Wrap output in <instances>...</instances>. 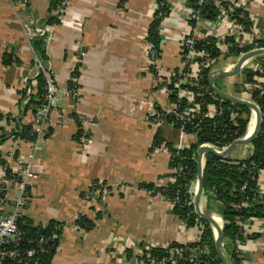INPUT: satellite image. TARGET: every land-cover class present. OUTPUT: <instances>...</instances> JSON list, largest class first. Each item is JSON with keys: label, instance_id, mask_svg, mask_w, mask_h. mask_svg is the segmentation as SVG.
Here are the masks:
<instances>
[{"label": "crops", "instance_id": "1", "mask_svg": "<svg viewBox=\"0 0 264 264\" xmlns=\"http://www.w3.org/2000/svg\"><path fill=\"white\" fill-rule=\"evenodd\" d=\"M14 1L0 0V113L19 112V121L28 126L32 110H23L20 96L24 78L31 93L37 92L38 71L33 42L24 25L36 24V31L43 36L41 31L50 26L40 25L52 13L53 0H27L18 9ZM229 1L231 6L246 5L253 23L251 32L264 40V0H251L250 4ZM156 2L72 0L61 23L48 32L46 67L63 89L79 70L81 89L79 102H61L58 121L38 152L35 171L39 178L30 189L24 215L32 226L63 225L52 264H142L135 259L139 249L146 252L152 247L197 240L198 228L179 219L160 193L143 187H165L164 179L170 173V154L153 149L158 132L165 145L177 149L189 148L194 142L166 118L156 129L149 121L154 112L166 113L172 108L159 78L180 69L179 40L190 33L183 13L192 9V0H167L169 10L161 23L166 36L156 74L150 70L147 42ZM248 34L245 30L242 38ZM6 55L18 63L4 64ZM76 116L88 121L81 126L87 138L84 142L75 139L81 130ZM252 154V145H243L232 159L245 160ZM95 181L106 182L110 191L91 207L85 198ZM196 187V182L190 187L193 199ZM259 192L264 195V175ZM207 204L203 193L202 211L220 224L222 221L223 226L222 217L209 211ZM81 214L94 221L95 227L80 229L76 219ZM244 229L251 236L238 243L244 263L264 264V219L253 218Z\"/></svg>", "mask_w": 264, "mask_h": 264}, {"label": "built area", "instance_id": "2", "mask_svg": "<svg viewBox=\"0 0 264 264\" xmlns=\"http://www.w3.org/2000/svg\"><path fill=\"white\" fill-rule=\"evenodd\" d=\"M71 1L72 0L58 1L54 13L60 21L66 14ZM207 1L209 0H199L198 5L201 6ZM211 1H214L219 9L218 21L216 23H212L211 21L203 18L199 10H184L183 16L185 21L190 25V33L183 36L181 40H179L180 69L178 71H171L165 78H159V80H161L165 85L166 93L170 96L172 94V90L168 88L167 84L171 82V78L176 77L174 86L178 89L179 100L177 102H173L172 108L168 112H154L150 116L149 121L153 129L158 128L165 118L168 119L171 117L172 119L169 121L171 126L177 128L184 136L186 135L188 137L191 136L196 138L197 134L194 132L200 130V123L202 120L206 118H214L220 115L216 106L208 103L206 100V95L211 96L213 93L211 92L209 84H204V73L207 72L210 75L218 70L231 71L235 67L237 61L244 54H246L241 53L238 57L227 58L229 45L226 41L228 39H234V43L238 44V47L252 46L248 52L264 48L260 47L256 43L258 38L255 32L248 34L249 36L245 39L242 38V35L245 34V26L232 20V13L234 12V8H236V6H225L224 3L229 0ZM250 2L251 0L245 1L246 4H250ZM25 3H27V0H15L14 6L18 9L20 6L25 5ZM168 6L169 4L167 0H157L155 5L156 16L162 17L165 7ZM241 7L246 8V5ZM156 16H154V19ZM35 25L36 24L34 23H27L24 25L28 39L31 42L39 35V32L36 31L34 27ZM54 26L56 25L50 26L46 30L44 29L40 34H46V39H48V32ZM159 35L162 43L165 35L163 25H160L159 27ZM208 37L216 38L218 40L220 52L218 58H212L209 52L198 50L196 48L197 43ZM147 42L148 55L151 64L150 70L155 71L157 74L162 50L161 52H157L154 49V45L149 39V34L147 36ZM35 67L38 71V75L40 73L43 74V78L45 80V92L42 96V104L32 109V120L28 127H30V137L33 139H24L15 135L21 127L19 124V118H21L19 112H12L5 116L6 120L3 121V129L0 130V264H46L44 260L50 256V250L54 249L55 252L57 251L59 244L56 245V243L60 240V234L63 230L62 225L56 224L53 226L49 234L38 233L33 238H30L27 235V231L21 229V219L25 215L30 189L33 183L39 178L38 173L35 171V163L38 152L42 149V145L49 135L50 129L58 121L56 114H58V111L60 110L61 102L70 101L77 103L81 100L79 76L76 75L79 70L72 76L69 87L63 89L58 85L53 72L48 69L37 56L35 60ZM255 67L256 64L254 61H249L244 66L243 70L245 68L253 69ZM242 72L241 74H243ZM256 79L258 83L253 85L251 83H247L246 76L243 75V82L240 84L239 90L240 95L233 96L256 104V102L252 99V92L255 87L260 86L263 90L261 94L264 96V77L260 76ZM27 80V78H24L25 87L23 88L20 96V104L22 107L28 104L29 95L32 92L27 84ZM184 100L185 104L182 106L181 104ZM236 111L237 110L235 109L232 110L231 121L233 126H238L235 120L238 115ZM251 112H253L255 117L254 111L251 110ZM74 120L81 123L82 127L88 124V121L84 118L77 117L74 118ZM189 125L193 126L194 132L189 133L187 131ZM249 126H251L250 123L245 136L251 134L249 132ZM234 134L238 133L236 132ZM243 137H238L236 140ZM77 140L79 142L87 140L84 131ZM202 146H211L218 152H223L229 147H217L211 144H203L200 147ZM153 149L168 152L171 158L173 156L170 148L164 143L158 146L154 144ZM2 160H4L3 164H1ZM179 171L182 170L178 168H170L168 178L164 179L165 187H167L171 181V183L175 182L176 178L171 180L170 176L177 175ZM262 175H264V170L259 172L258 181ZM160 182L163 183V180ZM196 183L198 187V182L196 181ZM246 186L247 184L245 183L242 190H245ZM109 191L110 186L106 182L95 181L92 183L90 191L85 198L86 203L91 207L97 205ZM165 199L170 202L172 207L174 204L181 201L180 196H176L175 201H170L167 198ZM192 200L194 202L193 197ZM191 203L192 202H189V204ZM241 207L244 209L250 207L248 198L241 203ZM78 218L79 216L77 219ZM247 222L248 221L239 222V225L243 228L244 235H246L244 226ZM185 223L188 226V222L186 221ZM34 227L38 229L46 228V226ZM193 227L198 228L197 240L194 243H177L174 247L167 246L166 249L169 250V256L164 257L160 261L151 258L148 251L143 252L142 249H139L136 252L135 259L141 262L139 259L146 255L148 262L143 261L142 264H176L182 259L190 264L203 263L202 257L208 253V246L206 242H204L206 228L201 225L200 222ZM228 264L231 263L229 262Z\"/></svg>", "mask_w": 264, "mask_h": 264}, {"label": "trees", "instance_id": "3", "mask_svg": "<svg viewBox=\"0 0 264 264\" xmlns=\"http://www.w3.org/2000/svg\"><path fill=\"white\" fill-rule=\"evenodd\" d=\"M59 0H53L51 5V14L48 19L43 22L40 27L53 26L61 23L59 18L53 14L56 9ZM165 1V0H163ZM199 0H192L191 8L194 10H199L203 18L216 23L218 21L219 9L217 8L214 1H207L203 5H198ZM225 6L230 4V1L224 3ZM169 10V6L165 7L162 17H157L155 14V19L149 28V39L154 45V49L157 52H161V37L159 35V27L164 19L166 13ZM232 20L237 23L243 24L246 28L247 33H252L251 29L253 23L250 19L249 13L244 7L234 8L232 13ZM192 24V23H191ZM46 34L43 36H37L32 42L36 56L41 60L43 64L48 61V56L46 54ZM234 39H228L226 43L229 45V57H238L241 53H247L250 51L252 46L238 47V44L234 43ZM256 43L260 47H264V40H257ZM196 48L198 50L207 51L211 54L212 58H218L220 55L218 40L216 38L208 37L205 40L197 43ZM250 61H254L256 67L253 69L245 68L243 70V75L246 76V82L255 85L257 82V77H264V56L256 57ZM13 63H18V60L11 55H6L4 57V64L10 65ZM178 71V70H176ZM155 72V71H152ZM76 75L79 76L78 73ZM204 84H208L207 72L204 73ZM38 87L36 93H31L29 95V102L27 105L23 106V110L28 112L34 107L39 106L43 102V94L45 92V80L43 74L40 73L37 76ZM176 77L171 78V82L167 84L168 88L172 90V94L169 96L172 102H177L178 89L174 86ZM217 85V84H216ZM218 86V85H217ZM264 86V85H263ZM219 87V86H218ZM30 88V86H29ZM220 88V87H219ZM213 93L211 96L206 95V100L208 103L216 106V109L220 112V115L214 118H206L200 123V130L193 131V126L189 125L187 131L189 133H196V138L189 148H182L178 150L177 148L166 144L173 153L170 161V168H178L179 171L177 175H171L170 179L176 178L174 183H171L167 187H156L155 184H145L143 187L146 190L154 191L156 194L160 193L163 197L169 199L170 201H175L176 196H180L181 201L174 204L173 213L182 221L188 222V226L193 227L200 224L205 225V238L208 246V253L205 254L202 259L201 264H221V260L215 249V234L214 231L208 223L204 222L196 213L195 206L192 200V195L189 192V187L197 181L198 168H197V158L198 149L203 144H211L217 147L230 146L238 137H243L247 134L248 125L251 119V110L233 104L226 101ZM263 92L260 86L255 87L252 92V99L261 111V129L258 136L253 141L252 148L253 154L250 158L245 160H234L223 159L212 154H207L205 156V164L203 169L204 178V190L203 193L208 199L207 208L209 211L217 212L223 220V250L231 264H245L242 254L238 249V243H244L251 236L243 234V228L239 225V222H246L253 218L264 219V195L259 192V181L258 176L261 170H264V96L261 94ZM185 104V100L181 104ZM237 110L238 114L235 118L238 126H233L232 124V110ZM77 118V116L75 117ZM171 117L168 118L170 121ZM6 120V117L0 113V130H2V121ZM81 129V123L77 122ZM20 128L15 133V135L20 136L24 139H33L30 137V127L24 126L19 121ZM238 134H234V133ZM83 133L81 129L76 135L75 139ZM155 145L163 144L160 132L157 133L155 140ZM4 160L1 161L3 164ZM247 184L246 189L242 190L244 184ZM248 198L250 207L244 209L241 207V203ZM189 202H192L189 204ZM217 204V205H216ZM99 214V213H98ZM21 229L27 231V235L33 238L36 234L44 233L49 234L54 225H62L60 223L51 222L46 228L38 229L31 225L25 217L21 219ZM198 221V222H197ZM76 225L85 231H89L95 227L94 221L89 219L87 216L81 214L76 220ZM63 226V225H62ZM62 234V233H61ZM60 234V236H61ZM60 241V240H59ZM57 241L56 245L59 244ZM177 243H173L170 247L176 246ZM197 245V244H196ZM148 254L151 258L160 261L164 257L169 256V250L162 247H152L148 249ZM55 250H50V256L44 262L46 264H51L52 258L55 255ZM130 255L133 254L130 252ZM136 257V256H135ZM139 260L148 262L146 255H144ZM173 264V263H168ZM176 264H190L185 260H179Z\"/></svg>", "mask_w": 264, "mask_h": 264}, {"label": "water", "instance_id": "4", "mask_svg": "<svg viewBox=\"0 0 264 264\" xmlns=\"http://www.w3.org/2000/svg\"><path fill=\"white\" fill-rule=\"evenodd\" d=\"M264 56V48L254 50L251 52H248L244 54L236 63L235 67L231 71L227 70H218L215 73H212L208 76V84L211 88V90L221 97L222 99L229 101L233 104L240 105L243 107H246L255 113V126L251 134H248L247 136L238 139L234 141L225 151L218 152L215 148L211 146H202L198 149V158H197V168H198V176H197V182L198 187L197 191L194 196V206H195V213L206 223L211 225L213 228L214 234H215V249L218 253V256L221 260V264H228V258L223 250V226L218 224L215 217L202 211L200 203L201 198L203 196V190H204V178H203V169H204V158L207 154H212L217 157L223 158V159H230L232 158L234 152L236 149L243 145H249L252 144L255 138L258 136L260 129H261V111L259 107L252 102L243 100L241 98H238L236 96H233L225 91H223L221 88H219L216 84L219 80L223 78L233 77L238 74H240L246 65L247 62L250 60L259 57Z\"/></svg>", "mask_w": 264, "mask_h": 264}, {"label": "rangeland", "instance_id": "5", "mask_svg": "<svg viewBox=\"0 0 264 264\" xmlns=\"http://www.w3.org/2000/svg\"><path fill=\"white\" fill-rule=\"evenodd\" d=\"M242 79V74H238L233 77L223 78L217 82V85L225 92L231 93L233 95H240L239 89H240V81ZM255 119L253 112H251V122L252 124L253 120ZM250 127V126H249ZM222 224V221H221Z\"/></svg>", "mask_w": 264, "mask_h": 264}, {"label": "bare ground", "instance_id": "6", "mask_svg": "<svg viewBox=\"0 0 264 264\" xmlns=\"http://www.w3.org/2000/svg\"><path fill=\"white\" fill-rule=\"evenodd\" d=\"M254 126H255V119L253 120V122H252V124H251V126H250V129H249V132H250V133L253 131ZM216 221H217V220H216ZM217 222H218V221H217ZM218 224H220V223L218 222ZM220 225H221V224H220Z\"/></svg>", "mask_w": 264, "mask_h": 264}]
</instances>
